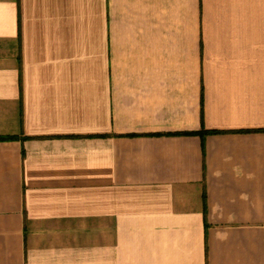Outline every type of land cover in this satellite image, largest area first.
I'll list each match as a JSON object with an SVG mask.
<instances>
[{
  "label": "crops",
  "instance_id": "obj_1",
  "mask_svg": "<svg viewBox=\"0 0 264 264\" xmlns=\"http://www.w3.org/2000/svg\"><path fill=\"white\" fill-rule=\"evenodd\" d=\"M0 264H264V0H0Z\"/></svg>",
  "mask_w": 264,
  "mask_h": 264
}]
</instances>
